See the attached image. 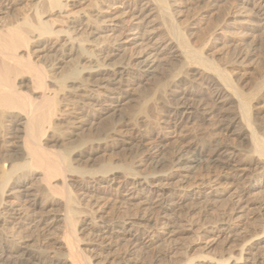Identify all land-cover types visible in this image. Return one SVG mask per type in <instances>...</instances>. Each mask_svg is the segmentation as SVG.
<instances>
[{
	"label": "bare ground",
	"instance_id": "obj_1",
	"mask_svg": "<svg viewBox=\"0 0 264 264\" xmlns=\"http://www.w3.org/2000/svg\"><path fill=\"white\" fill-rule=\"evenodd\" d=\"M36 1L39 2L41 0H35V2ZM42 1L47 2L48 11L45 9L47 12H45L43 10L45 13L39 14L40 13L39 11H41V10L37 9V11L39 13H37L35 11L36 17H35L34 22L33 21L31 22L30 20H28L29 18L27 19V17L24 15L26 18H23L18 22L16 21L13 24L6 25L0 29V147H1V149L4 148V150L7 152L11 151V153H8V155L6 156V158L3 159V161L0 159L2 161L0 163V219L5 220V221L7 219H10V218L15 219L17 217L23 216L24 213L26 215V212H27V214L29 211L32 212L34 207H37V206L43 207L44 202H42L40 200V198H43L45 202H51V203H54L56 205L57 204H59V205L63 204L65 211L63 214H61V213L58 214V215H60V216H58V218H57V216L52 217V218H48V217H46V213L43 214V212H40V214L38 216L36 215L35 217H30L29 220L36 222L38 225L44 224V225H48V226H53L56 221L63 222L65 227L68 229V233L64 235L63 239L57 238V239H59V240H57V243L59 242V244H61V246L65 249V252L63 254H61V253H58L56 251L41 249V248L34 246V244H29V243H27L21 239L19 240L16 238H12V237H9V235L8 236L4 235L3 237H1L2 236L1 235L0 236V264H18L17 262H23V261H27V262H29V264H90V262L84 256L85 254L82 253L80 250H78L74 246V233L76 231V227L78 229V227L87 226V225L91 226L90 233L93 234L95 237H97V240H99L97 244L95 243L99 248L112 246V244L115 245V243H117V242L119 243V241L121 242V240H124V242L127 241L131 246L136 245V243L138 244V242H141L142 240H144L145 243L148 242V245H150L149 243H150L152 237H156V236L158 239H163L162 242L164 240H169V241L175 240L176 241L175 243H178L177 242V240L179 239L178 236L183 234L184 232H189V231L191 232V229L193 227H192V224L188 223V225H189L188 226L185 223L180 222L182 220H180L178 222V220H179L178 215L179 214L172 216L171 214L167 213V211L169 212L173 209V207H174L173 200L176 197V195L179 194V193H177V190L179 192V187L181 189V186L176 185V183L174 182V178H173L172 174L165 173L166 171L164 169L165 168L169 169V168L174 167L178 171H186L187 172L190 169H192L193 167L200 166L201 164H203V166L205 168H212L213 167V168L223 169V168L228 167V165L231 164V161H233L234 156L236 154L235 149L238 148V145H236V144H235L236 147H234L233 145H232L233 147H224V146H219L218 144H213L214 146H212L211 148L204 149V148H201L202 147L201 145H200L201 147L200 146L196 147L195 145H193L191 143H185L183 145L178 146V148H175L174 150H172L170 152L169 157L165 158L163 155L161 157H158L160 148L162 147L163 142L165 141V139L168 135V133H165V132H171V131L176 132L175 130L180 129L182 127V123H185V122H183L184 119L189 117V115L191 113L193 114V111H194L193 109L197 108V107H195V105H194V107H195L194 108L192 104H189L188 102H186L185 94H183V93H181V95L179 96L180 98L179 97L177 99L173 98L172 101L168 98L171 102L168 105V113H167L166 117L163 119V123L165 124V130L163 129L164 131L160 132L161 134L156 133V135H154V137H152V136H149L150 134L147 135V134H141L138 132H137L138 134H136V132H132L127 136L128 140L124 139V135H123V137L120 138V141H119L123 144L124 143L131 144L133 147H135L134 149H136V143H138V146H141L142 152L144 151V153H142V154H144V156L146 157V160H149L151 172H147V170H146L145 173L139 174V176H138L135 173L137 171H133V168H134L133 166H132L133 168L130 165H124V164H121V166H117L122 170L123 173H128L131 175L130 177H128V178H130L131 181L129 182V185H126V183L123 182V179H120V181H116V176H115L116 175L115 173L117 172V169H115L116 167H110V166H108V163L107 164L104 163V165H102L98 168V172H99V175L101 176V178L103 179V181H106V185L103 187L102 191L100 192V195L95 194L91 198V200L93 199V201H92L93 204L97 207L96 213H91V212L88 213L89 212L88 211L87 213H83L82 215H79L80 211H78L79 209L77 206L78 201H76L75 196H73L74 194H70V192H68L66 189H63V188L60 189V187H58V186H60V185L64 186L65 185V174H64L65 171H67V172L68 171H75V172L78 171L79 173L83 172V170H78L77 167L72 166L71 162H69V159L71 157L76 158L79 156H84V157L88 156L86 154V150L84 149V145L87 144L86 141L88 138L85 141L83 137L79 136L80 138H77V144L74 145V148H71V149L69 148V149H65V150L62 149L63 151L62 150H60L61 152L58 151L59 154L51 152V151H47V149L44 146H42L41 142H42L43 138L47 135H53L52 132H54L53 130L55 129L54 125H56V124H54V119H53V111H54V106H56L55 105L56 100L54 99V95H55L54 91H51V89H50L51 87L49 88V83L56 84L57 82L62 80L63 82L67 81L68 83H70L68 86L76 83L78 87L79 86L83 87L84 83H82V81H80V80L77 81L78 75L81 73V74H85L86 77L90 76L91 78H93V80H92L93 83L90 84L91 87L93 86V87H96L97 89H103V90L108 91L112 94L115 93L114 91L116 90L117 95L115 94V95H111V96H109V95L105 96L109 99V102H108L107 106H105V109H107V111L111 110L112 112H114L117 109H119L118 106L120 104L121 99L124 97L126 99V97H128V95L131 94L129 91H131L132 86L137 84V83L138 84L139 83L140 84L146 83L147 80L155 72H157L159 70V68L163 62V58L165 59V58H167L166 55H170L172 57L173 61L175 60V61H177V64L179 63L181 66H185V69L187 67V69L190 70L191 73H193V74L198 73L201 77L202 76L204 77L208 74H211L209 81H211L212 84L214 85V89H213L214 93L213 92L212 93L214 94L215 98L217 99L222 95L225 96V94H226L227 98L235 106L234 107L235 111L233 109L234 113L230 117H226L222 120L220 119L221 120L220 123L218 120L219 128L222 130V129H227L230 126L234 127L236 132H237L236 134H238V136L243 141H245V143H247L248 149L252 153L250 155L252 156L251 158L253 159V161L256 162L257 164H259L262 169H264V144L261 141L262 137L261 138L259 137V135H260L259 132L255 131L256 128L254 129V127L252 126L251 121H253V120H251L252 117H250L251 116L250 114L252 112L251 109H253V107L256 110H259V107L262 106V105H260V101H262L261 99H263L262 97H264L263 96V94H264V76L262 77V75L260 74L261 75L260 77H262V78L259 77L258 80L259 79L260 80L259 81L256 80L257 83L255 82L256 84H255V87H253L254 88L253 91L250 89L251 92H245L243 90H245L246 88L241 89L240 87H238L239 85L237 86V84H238L237 79L234 82H233V80H231L230 77L232 75H229L230 72L228 73V71L226 69H225V71L218 69L217 68L218 65L217 64L215 65L211 61V59H208L207 56L204 55L205 53L202 52V49L204 48V42L207 43V41L209 42V40H211L212 38L215 37L214 31H216V32L218 31L219 34H223V37H225V38H226V34H228V31H229V33H231L230 30L232 28H236V27L237 28L241 27L243 29H246V33H248V30H252L253 32L257 31V30L264 31V0H235V2L233 0H231L234 2V4L232 6L229 5L230 7H227L228 11L225 8L227 11L225 16L223 15V17H222L221 13H219V15L221 16V19L217 20L215 22L213 21L214 22L213 28L215 27L214 31H212V32L209 31V32H211V33H209L205 29L209 34L206 33V35H203V36L201 35L202 37H199L200 40L196 46H194L190 43L189 37L177 25L178 23L176 24L174 22V19H173L174 17H172L171 13L167 10V6H166L167 1L165 2V0H153L154 4H155V5H153L155 8L154 13L156 16H154L152 18L154 19L155 17H157L154 21L157 20V23H158L157 25H159L160 29L161 28L163 29V31L165 32V36H163V38H161L159 40L156 39V40L152 41V38H153V35L151 34L152 30L147 29L149 26H147L146 23H148L147 17L149 16V13L151 12V9H153V7L149 8L150 4H147V2H149V1L146 0L144 3H142V5L144 4V6L140 5L141 6L140 8L129 7L124 12H122L123 10L122 11L120 10L121 12H119V14L114 15L113 17H111L109 19V21L111 22L110 25L113 28L114 27L117 28L119 33H117L118 35L115 37V39L112 40V42L107 46H105L104 43H102V45H97L98 43L95 44V42H93V44L95 46H92V47L93 48L96 47L95 48L96 51L97 50L99 51L98 54L97 53L91 54L90 50L89 49H88L89 51L87 50L86 47H87V45L90 46L91 40L88 41V39H85L86 37L84 38L82 36L84 32H86V31L90 32L92 30L91 27L94 24V22H93L94 20L91 19L92 20V22H91L90 19L87 18L86 16L75 17L74 14L69 15V13L67 12L68 13V14H66L67 16H65V15L64 16L66 17V23L69 24L70 27H72V31L66 32L69 30H66V31L64 30L66 32V35H67L65 44L63 45V47H61V45H60L61 48H59V49L57 48L56 50H54L55 51V53H54L55 61H54L53 69L55 71H57V73L64 69L59 78H56L55 77L56 75L51 76V77L49 75H47L46 70L44 67L41 66V63L39 65L33 61L34 60L33 56H35L37 52H41L46 47V41L43 39L44 35L47 37L48 35L52 34L51 32H53V31H51V26H53V25H51L52 24L51 23V20H52L51 16H53L55 13L60 14L63 11L66 3L69 0H42ZM94 1L95 0H93V2ZM105 1L106 0H104V2ZM189 1L194 2V3L196 2V0H188L187 2H189ZM199 1H202L205 3L204 7H203V5H202V7L206 11L207 9H209L208 7L210 5L213 6L212 8H215L218 6V3L220 1H223V0H199ZM38 2H36V3H38ZM41 3H45V2H41ZM41 3L39 5H41ZM227 3H228V1H226V4ZM229 3H230V1H229ZM104 4H105V6L107 5V3H104ZM109 4H110V0H109ZM185 4H186V1H185ZM67 5H69V4H67ZM207 5H209V6L207 7ZM222 5H224V4H222ZM43 6L46 7L45 4ZM111 6H113V5H111ZM190 7H191V5H190ZM169 8H171V7H169ZM95 9H93V10H95ZM97 11H98V9H97ZM187 12H188V10H187ZM14 13H15V11H14ZM16 13H17V11H16ZM93 13H95V12H93ZM82 14H84V13H82ZM84 15H86V14H84ZM34 16H35V14H34ZM195 16H196V13H195ZM185 17H186V15H185ZM95 18H93V19H95ZM105 18H103V19L105 20ZM11 19H10V21H11ZM186 20L187 19H185L184 21H186ZM52 22H53V20H52ZM103 24H105V23H103ZM182 25H183V23H182ZM207 25L209 26L208 23H207ZM207 25H205V26H207ZM95 26H93V27H95ZM70 27H68V28H70ZM97 28H99V27L97 26ZM229 28H231V29L229 30ZM154 29H156V28H154ZM154 29H153V31H154ZM238 29L240 30V28H238ZM93 32L96 33V30ZM237 33H240V31L239 32L237 31ZM197 35H200V34H197ZM227 36L230 37L229 34ZM255 36H256V34H255ZM60 37H62V36H60ZM233 37H235V36H233ZM48 38H49V36H48ZM192 39H194V38H192ZM218 39H219V37H218ZM254 39H255V37H254ZM251 41H253V40L251 39ZM201 43H203V44H201ZM206 43H205V45H206ZM223 43H224V41H223ZM200 44L203 46H200ZM207 45H208V43H207ZM57 47H59V45ZM121 47H123L124 49H129V50L132 48H136V51L134 53L130 54V53H128L129 51L127 50V53H128L127 59H126V57L124 58V59H126V61L119 62L116 64L114 63L113 66H108V64H106L107 60H110V56L111 57L114 56L113 54H114L115 50H118ZM47 48H49V47H47ZM54 48L55 47H51L50 50H53ZM248 49H250V48L248 47ZM250 50L249 51L248 50L243 51V49H242L238 53L236 52L237 54L233 55V56H235V59L233 58L234 59L233 62H235V65L236 64L238 65L239 63H242L245 60L249 59V57L252 54ZM93 51H95V50H93ZM125 51L126 50H124V54H125ZM131 52H132V50H131ZM76 57L82 58L86 62L92 63L93 65L90 67L78 68V66L75 63ZM45 58L46 57H44V59ZM121 59H123V58H121ZM52 62L53 61H51V63ZM236 62H238V63H236ZM177 64L175 62L173 65H175V67H176ZM78 65H79V62H78ZM170 65H171V63H170ZM163 66L164 65H162V67ZM177 66H179V65H177ZM197 66H202V68H203L202 72L198 71L201 67L197 70V68H198ZM169 69H170V67H169ZM222 69H224V68H222ZM174 70H172V71L174 72ZM176 70L174 72V75H175L174 80L181 79L184 76L187 77V75H185L186 73H183V75H182V73L181 74L180 73L175 74ZM178 70H180V69H178ZM231 73L234 74L233 71ZM187 74H189L190 76L192 75V74H190V72ZM171 76H173V75H171ZM171 76H169V77H171ZM196 76H198V75H196ZM83 82H85V81H83ZM198 82H199V80H198ZM27 83L29 84L30 88H32V91H29L31 93H29L27 91L25 92L21 88L22 85L27 84ZM59 84H60V82H59ZM161 85L160 86L158 84H156V86L154 85L156 87V88H154V90H158L159 88H161L162 87ZM143 86H145V85H143ZM209 87H210V85H209ZM61 89H62V86H61ZM83 90H84V92H86L85 89H83ZM136 90L133 89L132 91L135 93ZM139 90H137V91H139ZM141 90H140V93H141ZM164 90L166 91V89H164ZM165 91H163V94ZM183 91H185V90H183ZM91 92H92V90H91ZM123 93H125L127 95H124ZM144 93H142V94H144ZM155 93H156V91H155ZM155 93H154V95H155ZM176 93H177V91H176ZM83 94L87 98L90 97V95H91L90 93H83ZM93 94L98 95L97 91H96V93H93ZM102 95H101V97H103ZM154 95L152 96V93H150L149 99L155 97L157 94L155 96ZM55 96H57V95H55ZM80 96H83V95H80ZM172 96H174V95H172ZM206 96L210 97L209 95H206ZM138 98H136V99H138ZM192 99H194V101H195V98H192ZM203 99H204V97H203ZM81 100H83V99H81ZM211 103H213V102H211ZM92 104H95V102H93ZM143 104H146L145 101ZM143 104H142V107L144 106L143 108H145L146 105H143ZM162 105H163V103H162ZM166 105L164 104V106H166ZM204 105H206V104L204 103ZM207 105L209 107L210 104L207 103ZM212 108H213V105H212ZM221 108H222V106H221ZM226 108H228V107H226ZM232 108H233V106H232ZM139 110H141V109L139 108ZM206 111H208V110H206ZM222 112H225V110ZM226 112H230V111H226ZM140 113H142V110ZM143 113H145V112L143 111ZM215 113H216V111H215ZM201 114H203V111ZM221 114H223V113H221ZM93 115H95V114H93ZM133 115H134V118H136L135 117L136 115L134 114V112H133L132 116ZM129 116H131V115H129ZM218 116H220V115H218ZM256 116H258V115H256ZM210 117H211V115H210ZM130 118H133V117H130ZM208 118H209V116H208ZM218 119H219V117H218ZM254 119L256 120V118H254ZM213 120L215 121V119H213ZM78 121L79 120H77V122ZM253 123H254V121H253ZM256 125H257V123H256ZM91 128H93V127H91ZM147 132H148V130H147ZM256 132L259 135H257ZM58 133H59V131L57 132V134ZM93 133H95V132H93ZM14 135L15 136L17 135V137H19V141L17 140V143L15 144V146L10 147L9 140L11 137L13 138ZM185 136H186V134H185ZM105 138H106V136L105 137L103 136V138H98L97 144L102 142V140ZM105 141H106V139H105ZM119 142H117V143H119ZM163 146L165 147V145H163ZM141 149H140V151H141ZM237 150H239V149H237ZM2 153H3V151H2ZM248 156H249V154H248ZM249 158H250V156H249ZM242 164H244V163H242ZM148 169H149V167H148ZM240 170L241 171H239V172L242 173L243 168H240ZM186 172H185V174H186ZM241 173H240V175H241ZM254 174H256V173L254 172ZM33 176H36L37 177L36 179L39 180V184H38L39 186L37 187V189L29 188V186L26 182V180L29 177H33ZM234 176L222 175L221 177L218 176V177L213 178V179L210 177L211 180L207 179V181L204 180V178L202 179L199 177V178H197V180H199V181L195 182V184H194L195 189H197L194 191V193L199 194L201 188L205 187V186H212L214 184H219V185L230 184V183H232L231 181H233ZM249 178H250V175H249ZM251 178H254L253 174H252ZM118 179H119V177H118ZM249 180H251V179H249ZM249 180L247 181L248 183H250ZM178 181H179V179H178ZM184 181H182V182H184ZM58 182L60 185L58 184ZM185 182H187V181H185ZM211 182H214V184L211 185ZM114 183H117V186L114 189L121 190L119 194L121 195V197L125 201H129L130 202L129 204L134 205V203H135L134 201L137 200L138 202H136L135 205H137L138 203L141 204L143 206V207H141V209H143V211L141 213L140 212L139 213L134 212L132 214V216H128L126 218H123L120 221H112V220L103 221L102 220V222L100 224L99 223L96 224L97 215L101 213V209H102L101 208L102 204H100L101 200L103 201V199L106 198L105 194L109 193V190L112 189V186ZM66 185H67V183H66ZM254 187H256L255 184H249L245 191L247 192ZM85 188L89 189V186H85ZM219 190L213 189L210 192H208V194L202 195L203 201L205 202L206 205H208L210 207V209H212L213 207H215L217 205L216 201L219 200L223 195L224 191H219ZM93 191H95V190H93ZM16 192L18 193L17 199L20 201L19 203H21V204L16 205V204L4 201L5 196H9L12 193L14 194ZM241 192H243V191L241 190ZM93 193H95V192H93ZM85 194H86V192H85ZM242 196H244V194ZM107 198H108V196H107ZM78 200H80V199H78ZM243 202H244V200H242V198H237L234 201L235 206H234L233 210H234L235 215H236V213H239L241 211L243 212V210H244V209L242 210V203ZM112 207H113V205H112ZM131 208H132V206H131ZM174 210H175V207L173 209V212H174ZM84 212H86V211L84 210ZM175 213H176V210L173 213V215ZM101 216H99V217H101ZM239 216L240 215H238V218H239ZM221 219L222 220H220V221H215L213 223H208L206 225L203 224L199 227V231H196V232H198V239H199L200 243H202V245H203V246L201 245L203 247L202 249L211 250V249H218L219 248L218 250L222 251L226 244H229L235 238L242 236V235H240L242 233H239L238 231H235L232 228L234 226L231 227V225H230V221L232 219L231 217H229L227 219H223V218H221ZM184 220L186 221L187 219L185 218ZM231 223H232V221H231ZM46 228H47V226H46ZM164 242H163V246L162 247L160 246L161 248L157 250V253L159 255L162 253L168 252V247H164V245L166 244V242H165V244H164ZM245 242H247V241H245ZM169 244H170V242H169ZM160 245H161V242H160ZM261 249L264 250V228L260 233L255 234V236H253V237H250V240L247 243H245V244L242 243V246L239 247V253H236V255H229L228 257H226L224 259H214L212 256L207 258V256L204 255L203 258H201V257H200L201 259L199 258L200 260L198 258H197V260L192 258L188 264H264V255H262L263 253H260ZM259 250H260V252H259ZM149 252H150V250H149ZM262 252H264V251H262ZM123 264H137V261L134 260V258L128 259Z\"/></svg>",
	"mask_w": 264,
	"mask_h": 264
},
{
	"label": "rangeland",
	"instance_id": "obj_2",
	"mask_svg": "<svg viewBox=\"0 0 264 264\" xmlns=\"http://www.w3.org/2000/svg\"><path fill=\"white\" fill-rule=\"evenodd\" d=\"M145 1L146 0H110V4L113 5V6H111L109 4V0H106L105 2H104V0H95L94 2H93V0H73V1L69 0L66 3L63 11L60 14L55 13L53 16H51L52 17L51 19L53 20V22L51 20V23H52L51 25H53V26H51V31H53V32H51L52 34L50 33L51 35H48L49 33L47 34L49 36V38H48V36L46 37L44 35L43 39L46 41V47L41 52H37L36 55L33 56V59H34L33 61L39 65L41 63V66L45 68L47 75H49L50 77L56 75L55 77L59 78L64 69L60 71L61 73L58 72L59 74L57 73V71H55L53 69V67H54L53 65H54V61H55V56H54L55 51L54 50H56L57 48L59 49V48L63 47V45L65 44V41H66V36H67L66 32L72 31V27H70V25L66 23V17H65V16H67L66 14H68V13H69V15L74 14L75 17L86 16L87 18L90 19L91 22H92V20H94L93 21L94 24L93 23L92 24H93V26H95V25L96 26L95 27L92 26L91 27L92 30L90 32L89 31L84 32L82 36L84 38L86 37L85 39H88V41L91 40L90 46L89 45H87V47L85 46L87 48V50L89 49L91 54L92 53L98 54L99 51L98 50L96 51V49H95L96 47L95 48L92 47V46H95L93 44V42H95V44L98 43L97 45H102V43H104V45L107 46L112 42V40L115 39V37L118 35L117 33H119L117 28H115V27L113 28L110 25L111 22L109 21V19L111 17H113L114 15L119 14V12H121L122 10H123L122 12H124L129 7L140 8L141 6H144V4L142 5V3H144ZM147 1L150 2V3L147 2V4H150L149 8L153 7V9H151V12L149 13V16L147 17L148 23H146V25L149 26L147 29L152 30L151 31L152 32L151 34L153 35L152 41L156 40V39L159 40V39L163 38V36H165V32L163 31L162 28L160 29L159 25H157L158 24L157 20L154 21L157 17H155L154 19L152 18V17L156 16L154 13L155 8L153 6V5H155L154 1L153 0H147ZM185 1H186V4H185ZM187 1L188 0H175V1L174 0H165L167 10L171 13L172 17H174L173 18L174 22L176 24L178 23L177 25L189 37L190 43L194 46H196L199 43V40H200L199 37H202L203 35H206V33L209 34L212 31H214L215 27L213 28V26H214L213 23L217 20H220L221 16L222 17H223V15L225 16L226 12L228 11L227 7H230L229 5L232 6L235 2V0H233L234 2L231 0H223V1H220L218 3V6L215 8H212L213 6H211V5L210 6L207 5V7L209 6L208 7L209 9H207L205 11L203 8L205 5L204 2L199 1V0H196L195 3L189 1L191 3L190 4ZM226 1H228L227 4H226ZM229 1H230V3H229ZM36 2H38V1H36ZM36 2H35V0H0V29L6 25L13 24L16 21L18 22L21 19L26 18V17H27V19L29 18L28 20H30L31 22L32 21L34 22L35 17H36V12L37 13L40 12L39 14H44L45 12L48 11V8H47L48 6H47L46 1L41 0L38 3H36ZM41 2H45V3H41ZM40 3H41V5H39ZM104 3H107V5L105 6ZM44 4L46 5V7L43 6ZM67 4H69V5H67ZM222 4H224V5H222ZM190 5H191V7H190ZM202 5H203V7H202ZM169 7H171L172 9ZM225 8L227 9V11ZM37 9L38 10L40 9L41 11L38 12ZM93 9H95V10H93ZM97 9H98V11H97ZM187 10H188V12H187ZM14 11H15V13H14ZM16 11L19 15L16 13ZM93 12H95V13H93ZM33 13L35 14V16ZM82 13H84L86 15H84ZM195 13H196V16H195ZM219 13H221V16L219 15ZM185 15H186V17H185ZM93 18H95V19H93ZM103 18H105V20ZM10 19H11V21H10ZM185 19H187L186 20L187 22L184 21ZM103 23H105V24H103ZM182 23H183V25H182ZM207 23L209 24V26L207 25ZM205 25H207V26H205ZM97 26L99 28H97ZM68 27H70V28H68ZM154 28H156L157 30ZM238 28H240V30ZM238 28L237 27L232 28V29L229 28V30L231 29L230 30L231 33H229V31H228V34L230 35V37L227 36L228 34H226V38L223 37V34H219L218 31L217 32L214 31L215 37L211 39L212 41L211 40H209V42L207 41L208 45L206 42H204V48L202 49V52H204L205 54L204 53L203 54L206 55L208 59H211V61L215 65L216 64L218 66L220 65L219 67L217 66L218 69L224 70V71L226 69L228 71V73L230 72L229 75H232L230 77L231 80H233V82H234L237 79V83H238L237 86L239 85L238 87H240L241 89L246 88L245 90H243L245 92H251V90L253 91V89H254L253 87H255V84L257 83L256 80H258V78L261 75H262V77L264 76V56H263L264 55V31L257 30V31L253 32L252 30H248V33H246V29H243L241 27H238ZM153 29H154V31H153ZM205 29L208 32L209 31H211V32L208 33ZM64 30L65 31L69 30V31L65 32ZM95 30H96V33L93 32ZM236 30L238 32L240 31V33H237ZM197 34H200V35H197ZM255 34H256V36H255ZM59 35L62 37H60ZM233 36H235V37H233ZM218 37H219V39H218ZM254 37L256 40L254 39ZM192 38H194V39H192ZM251 39L253 41H251ZM223 41H224V43H223ZM205 43H206V45H205ZM201 44H203V43H201ZM201 44H200V46H203ZM58 45H59V47H57ZM60 45H61V47H60ZM50 46L55 47V48L53 50H50L51 49ZM47 47H49V48H47ZM248 47L251 50L248 49ZM122 48L123 47L119 48L118 50H115V52L113 54L114 56L112 55L113 57L110 56V60H107V62H106V64H108V66H113L114 63L116 64L119 62L126 61L128 53L131 54V53H134L136 51V48H132L130 50L124 49V48L122 49ZM242 49H243V51H246V50L249 51L250 50L252 54L249 57V59L245 60L242 63H239L238 65L237 64L235 65V62H233L235 59V56H233V55H236ZM93 50H95L96 52ZM124 50H126L125 54H124ZM127 50L129 51L128 53H127ZM131 50H132V52H131ZM166 56H167V58H165V59L163 58V62L161 64L159 70L157 72H155L147 80L146 83H141V84L137 83V84L132 86V88L134 90H136L138 88L137 90L142 89L143 91L141 90V93H140V90L139 91L136 90L137 92L135 91V93H134L132 91L133 89L131 88V91H129L131 94L128 95V97H126V99H125V97L121 99V101H120L121 105L119 104L120 107L118 106L119 109L114 111L115 113L112 112L111 110L107 111V109H105V106H107V104L109 102V99L105 96L115 95L117 93L116 90L114 91L115 93L112 94V93L105 91L103 89H97L96 87H93V86L91 87L90 84L93 83L92 82L93 78H91L90 76L86 77L85 74H81V73L78 75L77 81H79V80L82 81V83H84L83 87H80V86L78 87L76 83L68 86L70 83H68L67 81L63 82L62 80L59 81L60 84H59V82H57L56 83L57 85L49 83V88L51 87L50 88L51 91H54V94L57 95V96L54 95V99L56 100L55 101L56 106H54V111H53L54 124H56V125H54L55 129L53 131L54 132L56 131V132L55 133L52 132L53 135H47L48 137L45 136L41 142L42 146H44L47 149V151H51V152L59 154L58 151H60L62 149L65 150V149H69V148L70 149L74 148V145L77 144V138L83 137L85 141L88 138L86 141L87 144H85L86 146L84 145V149L86 150V154L88 156H86V157L79 156L76 158L71 157L69 159V162H71L72 166L77 167L78 170H83V172L79 173L78 171H76V172L75 171H68V172L65 171V173H64L65 174V185L62 186L58 182V184L60 185L58 187H60V189L61 188L66 189L68 192H70V194H74L73 196H75L76 201L79 202V203L77 202V206L79 209L78 211H80L79 215H82L83 213H87L88 211H89L88 213H90V212L96 213L97 207L93 204V202H92L93 199L91 200V198L95 194L100 195V192L102 191L103 187L106 185V181H103V179L101 178V176L99 175V172H98V168L100 166L104 165V163H106V164L108 163V166H110V167H116L115 168V169H117V172L115 173L116 174L115 175L116 181H120V179H123V182H125L126 185H129V182L131 180L128 177H130L131 175L128 173H123L122 170L117 166H121V164L130 165L131 167L133 166L134 167V168L132 167L133 171H137L138 173L137 172H135V173L138 176H139V174L145 173L146 170H147V172H151L149 160H146V157L144 156V154H142V153H144V151L142 152L141 146H138V143H136V149H134L135 147H133L131 144H128V143L123 144V143L119 142L120 138H122L124 135V139L128 140L127 136L132 132H136V134H138V133L147 134V135L150 134L149 136L154 137V135H156V133H160V132L164 131L165 130V124L163 123V119L166 117V115L168 113V105L173 100V98L177 99L181 95V93L185 94L186 102H188L189 104H192L193 107L195 105V107H197V108L194 107L196 110L193 109L194 110L193 114L191 113L189 115V117L184 119L183 122H185V123H182V127L180 129L175 130L176 132H174V131L165 132V133H168L165 141L163 142V145H165V147L162 145V147L160 148L158 157H161L162 155L165 158L169 157L170 152L172 150H174L175 148H178V146L183 145L185 143H191V144L195 145L196 147H199L201 145L202 147L201 146L200 147L204 148V149L211 148L212 146H214L213 144H218L219 146H224V147H233V146L236 147L235 146V144H236V145H238L237 149H239V150L235 149L236 154L234 156L233 161H231V164L228 165V167L223 168V169H218V168H213V167L212 168H205L203 166V164H201L200 166H195L187 172L186 171H178L174 167L169 168V169L168 168L164 169L166 171L165 173L172 174V176L174 178V182L176 183V185L181 186V189L179 187V192L177 190V193H179V194H177L173 200L176 213L173 215V213L175 212V210L173 212L174 207L171 211H169V212L167 211V213L171 214L172 216L179 214L178 215L179 216L178 222L180 220H182L180 222H183L186 225H188V223L192 224V227H193L191 229V232L190 231L184 232L183 234L178 236L179 237V239L177 240L178 243H175L176 242L175 240H171V241L164 240L166 242V244H165V242L163 241L165 244L164 247H168V252L162 253L160 255L157 253V250L163 246V242H162L163 239H158L157 236L152 237V239L149 243L150 245H148V242L145 243L144 240H142L141 242H138V244L136 243V245L138 247L136 245L131 246L127 241L124 242V240H121V242L119 241V243L117 242V243H115V245L112 244V246L99 248L96 245L99 240H97V237H95L93 234L90 233L91 226H88V225L82 226V227H78V229L76 227V231L74 233V246L78 250H80L82 253L85 254L84 256L87 258V260L90 262V264H123L126 260L133 259V258H134V260L137 261V264H188L192 258L197 260V258L198 259L200 257L203 258L204 255L207 256V258L212 256L214 259H224V258L228 257L229 255H236V253H239V247L242 246V243L243 244L247 243L250 240V237H253V236H255V234L260 233L264 228V169H262L259 164H257L256 162L253 161V159L251 158L252 156L250 155L252 153H251V151H249L247 143H245V141H243L238 136V134H236L237 132H236L234 127L230 126L227 129L221 130L219 128V124H218V120L220 123V121L222 119H224L226 117H230L234 113V111H235L234 104L232 102H230V100L227 98L226 94H225V96L222 95L217 99L215 98V96L213 94L214 93V90H213L214 85L212 84L211 81H209L211 74H208L204 77L203 76L201 77L198 73L193 74V73H191L190 70L187 69V67L185 69V66H181L179 63L177 64V61L174 60L176 62V64L179 65V66L176 65V67H175V65H173L175 62L172 60V57L170 55H166ZM44 57H46V58L44 59ZM125 57H126V59H124ZM77 58L78 57L75 58V63L78 66V68L90 67L93 65L92 63L86 62L82 58H78V59ZM121 58H123V59H121ZM51 61H53V62L51 63ZM78 62H79V65H78ZM169 62L171 63L172 66L170 65ZM236 63H238V62H236ZM162 65H164V66L162 67ZM169 67H170V69H169ZM197 67H198L197 70L201 67L198 71L202 72V69H203L202 66H197ZM173 68L175 70L177 69L175 74H178V73L181 74L182 73V75H183V73H186L185 75H187V77L184 76V77H182L183 79L181 78L178 80H174L175 70ZM222 68H224V69H222ZM178 69H180L182 72ZM172 70H174V72ZM231 70L233 71L234 74L231 73L232 72ZM189 72H190V74H192L191 76L189 74H187ZM170 74L173 76H171ZM196 75H198V76H196ZM169 76H171V77H169ZM262 77H260V78H262ZM198 80H199V82H198ZM83 81H85V82H83ZM156 84H158L159 86L162 84L161 85L162 87L159 88L158 90H154V88H156L155 87ZM143 85H145V86H143ZM209 85H210V87H209ZM61 86H62V89H61ZM21 88L25 92L26 91L27 92L32 91V88H30L28 83L22 85ZM163 88L166 89V91ZM83 89H85L86 92H84ZM182 89L185 91H183ZM248 89L249 90L251 89V90L249 91ZM91 90L93 93H96V91H97L98 95L93 94L91 92ZM155 91H156V93H155ZM163 91H165L164 94H163ZM176 91H177V93H176ZM29 93H31V92H29ZM83 93H90L91 95H90V97L87 98L84 96ZM142 93H144V94H142ZM150 93H152V96L154 95V93H155V95L156 94L157 95L156 96L154 95L155 97L151 98L152 99L151 100V99H149ZM123 94L127 95L125 93H123ZM80 95H83V96H80ZM101 95L103 97H101ZM172 95H174L175 97ZM206 95H209L210 97H208ZM263 96H264V94H263ZM203 97L205 100L203 99ZM136 98H138V99H136ZM192 98H195V101ZM262 98H263V99H261L262 101H260V105H262V106L259 107V110H256L253 107V109H251V111L253 113L251 112L250 117H252L251 120L254 121V123H253V121H251L252 126L254 127V129L256 128L255 131L259 132L260 135L257 132L256 133H257V135H259L260 138L262 137L261 141L264 144V139H263L264 138V121H263L264 120V115H263L264 114V104H263L264 103V97H262ZM81 99H83V100H81ZM144 101L146 104H143ZM93 102H95V104H92ZM206 102L208 104H210L209 107H208ZM211 102H213V103H211ZM162 103H163V105H162ZM204 103L206 105H204ZM142 104L146 105L145 108H143L144 106L142 107ZM164 104L165 105L167 104V105L164 106ZM212 105H213V108H212ZM221 106H222V108H221ZM232 106H233V108H232ZM226 107H228V108H226ZM139 108L142 110V113H140L141 110H139ZM233 109H234V111H233ZM206 110H208V111H206ZM224 110H225V112H222ZM143 111L145 113H143ZM202 111H203V114H201ZM210 111L211 112L213 111V112L211 113ZM215 111H216V113H215ZM226 111H230L231 113L226 112ZM133 112L136 115L135 116L136 118H134V115L132 116ZM220 112L223 114H221ZM93 114H95V115H93ZM129 115H131V116H129ZM210 115H211V117H210ZM218 115H220V116H218ZM256 115H258L259 117ZM208 116H209V118H208ZM130 117H133L134 119L130 118ZM218 117H219V119H218ZM253 117L256 118V120ZM213 119H215V121ZM77 120H79L81 123L79 121L77 122ZM256 123H257V125H256ZM91 127H93V128H91ZM147 130H148V132H147ZM58 131H59V133H58L59 135L57 134ZM93 132H95V133H93ZM185 134H186V136H185ZM103 136L104 137L106 136V138H105L106 141H105V139H103L102 142L97 144V139L103 138ZM14 137L13 138L11 137L12 139L10 138V140H9L10 147L15 146V144L17 143V140L19 141V137H17V135L16 136L14 135ZM116 141L119 143H117ZM2 149L0 147V153L2 154V155L0 154L2 156V157L0 156L1 157L0 159L3 161V159L6 158V156L8 155V153H11V151L7 152L4 150V148H2ZM140 149H141V151H140ZM2 151H3V153H2ZM248 154H249L251 159L249 158ZM1 160H0V163L2 162ZM242 163H244V164H242ZM148 167H149V169H148ZM240 168H243L242 173L239 172V171H241ZM185 172H186V174H185ZM254 172L256 174H254ZM240 173H241V175H240ZM252 174H253L254 178H251ZM222 175H228V176H234L235 175V176L233 177L234 179H233V181H231L232 183H230V184L219 185V184H214V182H211V185L212 184H214V185L202 187L199 194L194 193V191L197 190V189H195L194 184H195V182L199 181V180H197V178H199V177L202 179L204 178V180L207 181V179L211 180V178L213 179V178H216L218 176L221 177ZM249 175H250V178H249ZM118 177H119V179H118ZM36 178H37L36 176H33V177H29L26 180L29 188L37 189V187L39 186L38 185L39 180ZM248 178L251 180H249ZM178 179H179V181H178ZM184 180L187 182H185ZM248 180L250 183L247 182ZM182 181H184V182H182ZM66 183H67V185H66ZM249 184H255L256 187L252 188L253 190L250 189L249 191L246 192L245 190L247 189ZM85 186H89V189H86ZM116 186H117V183H114L112 186V189L109 190V193L105 194L106 198L103 199V201L101 200L100 204H102L101 205L102 209H101V213L97 215L96 224H98V223L100 224L102 222V220L103 221H106V220L120 221L123 218H126L128 216H132V214L134 212H136V213L140 212L141 213L143 211V209H141V207H143L141 204L138 203L137 204L138 206L135 205L136 202H138L137 200L134 201L135 206L129 204L130 203L129 201H125L121 197V195L119 194L121 190L114 189V188H116ZM213 189H215V190L220 189L219 191H224V192H223L222 197L216 201L217 205L214 203L216 205L215 206L216 208L213 207L212 209H210V207L208 205H206L205 202L203 201L202 195L208 194V192H210ZM93 190H95V191H93ZM241 190L243 192H241ZM85 192H86V194H85ZM93 192H95V193H93ZM241 194L242 195L244 194V196H242ZM17 195H18V193L16 192L14 194L12 193L9 196H5L4 201L19 205L21 203H19L20 201L17 199ZM107 196H108V198H107ZM237 198H242V200H244V202L242 203V210L243 209L244 210H243V212L241 211L242 213L239 212V213H236V215H235L233 208L235 206L234 201ZM78 199H80V200H78ZM40 200L42 202H44L43 207H40V206L34 207L32 212L29 211L28 214L26 212V215L24 213L25 216L23 215L21 217L15 218V219L10 218V219H7L8 221L0 219V236L2 235L1 237H3L4 235L5 236L9 235V237L16 238L19 240L21 239V240H23L29 244H34V246H36L38 248L47 249L50 251H56L58 253L63 254L65 252V249L61 246V244H59V242L57 243V240H59L61 238L63 239L64 235L68 233V229L65 227L63 222L56 221L53 226H48V225H44V224L38 225L36 222L30 221L29 219H30V217H35L36 215L38 216L40 214V212H43V214L46 213V217H48V218H52V217H56V216L58 218V216H60L58 214L64 213V211H65L64 206H63V204L62 205L61 204L56 205V204L51 203V202H45L43 198H40ZM112 205H113V207H112ZM131 206H132V208H131ZM84 210L86 212H84ZM238 215H240L239 218H238ZM99 216H101V217H99ZM229 217L232 218L231 219L232 223L230 221L231 227L234 226L232 228L235 231L242 233V234H240L242 236L238 237L239 239L235 238L229 244H226L222 251L218 250L219 248L218 249H211V250L202 249L203 245H202V243H200V241L198 239V232H196V231H199V227L203 224L206 225L208 223L220 221V220H222L221 218L227 219ZM185 218L187 219L186 221L184 220ZM46 226L48 229L46 228ZM57 238H59V239H57ZM168 241L170 242V244ZM245 241H247V242H245ZM160 242H161V245H160ZM149 250H150V252H149ZM262 251H264V250L261 249V252L259 250V252L263 253L262 255H264V252H262ZM17 263L18 264H29V262H27V261L17 262Z\"/></svg>",
	"mask_w": 264,
	"mask_h": 264
}]
</instances>
